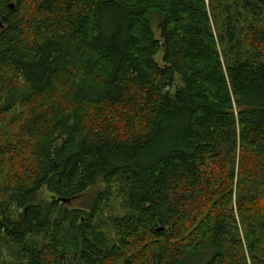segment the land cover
<instances>
[{
  "label": "trees",
  "instance_id": "trees-1",
  "mask_svg": "<svg viewBox=\"0 0 264 264\" xmlns=\"http://www.w3.org/2000/svg\"><path fill=\"white\" fill-rule=\"evenodd\" d=\"M224 1L0 0V264H264V0ZM99 179L116 242L63 202Z\"/></svg>",
  "mask_w": 264,
  "mask_h": 264
},
{
  "label": "rangeland",
  "instance_id": "rangeland-1",
  "mask_svg": "<svg viewBox=\"0 0 264 264\" xmlns=\"http://www.w3.org/2000/svg\"><path fill=\"white\" fill-rule=\"evenodd\" d=\"M236 0H225L224 4L225 6H233L234 2ZM226 8V7H225ZM225 8H219V18L220 21H224L225 19ZM235 14V7L232 8V16ZM238 18H241L238 16ZM246 19V17H245ZM236 20V18H234ZM243 21V20H242ZM152 25L155 32V35L157 39H160V32L158 31V20L156 18L152 19ZM245 26V23H241L239 28ZM162 57L163 52L161 51L159 55L156 57L157 62L162 66ZM176 83L173 89L171 90L172 96H174L177 91L183 87V83L180 79V77L177 76ZM21 111V110H20ZM19 112V111H18ZM106 196L107 199L102 201L101 204L102 208V214L101 216H98L96 218V222L98 225V229L101 230L103 234L106 235V237L111 242H116V234L113 232L111 227V220L112 219H120L126 216H129L132 214L130 209L126 205V201L124 200V197L120 194V189L117 184L112 183L111 185H108L104 182L103 179H99L95 181L91 187L81 196H79L76 199H73L71 202L66 203V207L69 209H83L86 211V213L91 212L93 207L98 204L100 199ZM54 201V197L52 194H50L46 188H43L40 192L37 193L35 196L33 203L34 204H41L46 205L48 203H51ZM63 244L64 247H68L66 250L68 252V256H71L73 254V250L75 249L74 244H72V237L70 234L63 236ZM3 258H5L8 261H13V258L9 255L8 250H3ZM204 258V256H200L195 259H191L188 261L189 264H198L199 261ZM72 260V258L70 259ZM71 264H74L73 261H71Z\"/></svg>",
  "mask_w": 264,
  "mask_h": 264
},
{
  "label": "water",
  "instance_id": "water-1",
  "mask_svg": "<svg viewBox=\"0 0 264 264\" xmlns=\"http://www.w3.org/2000/svg\"><path fill=\"white\" fill-rule=\"evenodd\" d=\"M64 203H69L71 200H63Z\"/></svg>",
  "mask_w": 264,
  "mask_h": 264
}]
</instances>
